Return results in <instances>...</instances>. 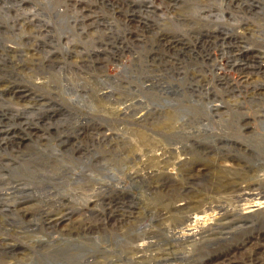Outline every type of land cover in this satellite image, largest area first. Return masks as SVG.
<instances>
[{
	"label": "rangeland",
	"instance_id": "374dc122",
	"mask_svg": "<svg viewBox=\"0 0 264 264\" xmlns=\"http://www.w3.org/2000/svg\"><path fill=\"white\" fill-rule=\"evenodd\" d=\"M26 1L39 6L41 32L34 25L35 32L14 29V9L0 10V132L12 131L0 133V165L8 166L0 174L5 176L0 178V194L9 205L23 200L18 209L25 216L13 218L3 211L8 204L0 195V262L218 264L225 260L231 246L223 238L229 237L226 232L205 228L183 242L175 230L195 224L184 222L188 213L203 216L214 204L234 207L233 185L264 181L259 160L233 145L238 139L253 149L254 143L264 145V123L256 117L255 134L246 126L233 133L228 124L215 126L212 135L197 129L193 116H200L190 102L212 88L216 96L201 101L220 103L215 98L234 97L231 89V93L222 89L225 84L218 74L231 77L232 83L244 80L230 70L216 43L213 48H196L197 0L175 4L154 0L155 6L137 0L132 7L92 1L102 25L83 35L76 19L81 10L65 7L71 0ZM224 2L203 0L199 7L225 11ZM54 4L67 13L66 20ZM260 4L264 0H255V9L237 16L251 23L246 26L248 46L264 54V12H254ZM128 8L135 15L130 24L125 18ZM13 46L28 53L22 56ZM202 50L213 55L206 63L215 59L221 65L198 66L196 52ZM201 69L207 71L204 76L211 85ZM202 79L204 87L199 86ZM67 81L76 89L64 85ZM243 83L248 92L257 85ZM13 89L24 91L26 98ZM245 100L264 106L258 95ZM226 103L225 108L230 107ZM182 106L190 114L186 109V118L178 121L173 113ZM62 213L65 219L51 226L48 219ZM255 223L248 225L246 245H238L236 260L246 257L249 263L257 255L256 232L263 231L264 219Z\"/></svg>",
	"mask_w": 264,
	"mask_h": 264
},
{
	"label": "bare ground",
	"instance_id": "6f19581e",
	"mask_svg": "<svg viewBox=\"0 0 264 264\" xmlns=\"http://www.w3.org/2000/svg\"><path fill=\"white\" fill-rule=\"evenodd\" d=\"M71 1L72 4L67 3L65 7L67 10L71 8L72 9L78 8L81 10L79 11L76 17V19H78V23H80L79 33L81 35L88 33L89 30L92 29L96 30L99 28L100 25H102L101 24L102 17L99 16L97 12L94 13L92 10V7L94 6L92 1L97 2V0H75V1L71 0ZM107 1H109L111 5L114 3L115 6L118 7H120V2H123L124 5H128V7H132L135 4H137L136 3L137 0H102V3L104 4ZM153 1L154 0H146L144 1V5H146V3L147 5H150L151 2L154 5L155 3ZM177 1L179 0H157L159 4L162 3L175 4ZM225 1L226 2H224V4L222 3L225 11L222 10L217 11L212 8H209L208 10L201 9L202 6L201 7L199 6L201 2L203 3V0H197L198 4H197L196 12L193 13V15H195L193 20H195L194 22L197 24V27L199 28L198 33L200 34V36L198 37L196 48H204L207 46L213 48L212 47L213 44L216 43L217 47L221 48L220 50L224 52L225 54L224 56L226 58L223 57V59L224 58L226 59L227 65L230 68V70L235 69L237 72L240 73V75L243 77L244 80L243 81L241 80L242 84H238L237 82L232 83V79H230L231 77H228L223 74H218L217 79L224 82L225 84L224 86H222V89L228 93H231L232 90L233 93L231 95L234 97H229L226 99L223 97L222 100H218L217 98H215L216 99L215 101H220V103H213L210 101L206 103L204 101H201V98L203 97L209 98L210 96L212 97L213 95L216 96L215 94L216 92L213 90V88L212 90L209 89L206 90L204 93L206 94V96L199 95L200 100L195 102H190V105L191 106L193 105L192 108L196 109L200 117L207 116L208 119L204 121L203 118L202 120L200 119V117L194 115L193 121L195 122L197 129L199 131H204L208 135H212L215 132V126L219 127L220 125H224V124H228L231 131H234L233 133L240 132L242 128L246 126L247 128L252 129L251 130L252 134H255L254 125H255L256 117L258 118L261 117L262 122L264 123V106L260 101H247L245 99L246 98L254 99L255 95H258V97L264 99V54H262V51H256L254 47L248 46L247 43L249 38L247 39V33L249 32L250 29L246 26L250 25L251 23L249 21H244L243 17L237 16V12L246 13L247 9L249 8L255 9L254 8L255 0H253L254 2H251L250 0H225ZM100 2L98 1L97 3ZM138 2H143V1H138ZM48 3H50V1ZM54 6L55 8H57L56 13L62 14L64 19L66 20L67 13L64 11L61 12V10L58 9L56 4H54ZM257 6L258 5H256V7ZM1 9H5V10L8 9V11H12V9H14V13L11 17V20L14 23L12 26L14 29L17 28L24 32L30 33V32H35L32 29L34 25L35 28H37V30H40L41 32L42 29L41 25L43 26V20L41 19L40 16L37 15L40 10L39 6H35V4H32L29 1L24 0L23 3L21 4H7L4 2L3 3L0 2V10ZM147 9L149 8L147 7ZM262 11L264 12V5L260 4L258 10L254 12L255 14H257V13H261ZM117 12H121V10H118ZM134 16H135L134 12H130L128 8L127 11L125 12L126 22L130 24L132 21L135 20ZM87 27L89 29H87ZM204 27H206L205 34L203 33ZM203 34L206 37V39L204 40L202 39ZM217 42H221V43H217ZM12 49L14 51L20 52L22 56H25L28 53V50L22 48V46L20 47L13 46ZM205 51L206 50L196 52L198 56L197 57V61L199 63L198 66L203 67L205 64H208L209 66L221 65V63L215 59L212 60L211 64L206 63L208 62V60H211L213 58V55L211 53V50L206 51L207 54L205 53L204 55ZM36 54L37 53L35 52L32 53L31 55H36ZM206 55H208L209 58L207 57L206 59L205 58ZM204 59L206 60L204 61ZM200 71L202 72L201 75L203 79L208 81L209 84L211 85V82L208 79H206L204 76L207 74V71H204L203 69H201ZM203 79L199 82V86L204 87L205 84L203 82L204 81ZM253 81H255L257 85L253 90L248 92L247 88L246 89L244 88L245 85H243L244 84L243 82L245 83L247 82L250 84ZM70 82L71 81L69 82L67 81V83H65L64 85H66L67 87L75 88L76 84ZM81 86H83V84H81ZM12 91L20 98H26V93L24 91L22 90L14 91V89ZM200 93L203 94L202 91ZM225 95L226 94L224 93L223 96ZM78 96L79 95H77V98ZM224 102H227L226 104L231 103L229 104L230 107L225 108V106L223 105ZM186 109L187 107L182 106L179 108L180 110L179 113H173L175 114V117L178 121L181 120L180 118L183 119L186 118V114L183 113ZM123 113L126 114V111H124ZM188 113L190 114L189 111ZM234 116H239V118L232 119V117ZM0 127H2V125H0ZM1 132L10 133V134L12 133V131L8 129L2 130ZM233 145L239 151L241 152L244 151L248 153L251 157H256L255 161L257 162V159L259 160L258 165L260 168H258V171L263 170L264 145L259 147L257 143H254L253 146L256 149H253L250 145L246 144L244 141L239 139L237 141L235 140V142H233ZM6 167L8 166L0 165V174L3 173V170ZM0 178L5 179V176H0ZM18 180H20V178H18ZM263 182L264 181H260V182L250 181L238 187L236 185H233L232 188L235 192L234 197L236 196L234 207H231L230 209L229 208L226 209L225 206L221 204H214L208 209V212L203 216L188 213L183 217L184 222H195V224L189 227L184 226V228H178L175 230V234H178V236L183 242H187L190 240V238L195 236L196 231H201L204 230L205 228L210 229L211 227L210 229L211 231L213 230L215 232H220V233L226 232L229 236L228 237L229 239L227 238V236L223 238H225L224 240H226L227 242L230 241L231 246L229 248V251L231 252L229 253L228 251L227 258L225 260H221L218 264H264V224H260V226L263 228V231L256 232L258 234L257 235L258 237L255 241V244H257L256 246L258 248L257 255L252 257L251 260L249 259L248 260L249 263H247L246 257L242 260H236L234 256L239 248L238 245L240 244L246 245V234H247L248 225L252 224V226L255 227L257 226L255 221H257L259 218L264 219ZM0 195H1V199L5 201L6 205L8 204L7 208H5V206L3 205L4 206L3 211H9L13 218L23 217L25 219V216L20 212V209H18V206L24 203L23 200L18 201L17 199H15L16 202L13 205L11 204L9 205V202H7L8 200H6L4 197V193H1ZM2 200H0V202ZM9 206L12 207L10 208ZM64 219H65V213H62L49 218L48 222L51 224V226H57L59 222ZM115 220L117 223H123V220L119 218H116ZM45 254L50 255V253H45ZM39 261L42 262L50 261V262L60 263L66 260H39ZM206 263L208 262H200V264H206ZM0 264H7V263L0 262ZM24 264H31V262L30 260H28Z\"/></svg>",
	"mask_w": 264,
	"mask_h": 264
}]
</instances>
